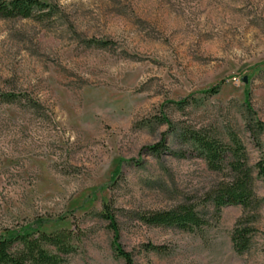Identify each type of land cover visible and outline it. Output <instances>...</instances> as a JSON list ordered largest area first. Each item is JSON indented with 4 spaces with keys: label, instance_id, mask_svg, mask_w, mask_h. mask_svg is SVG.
Masks as SVG:
<instances>
[{
    "label": "rangeland",
    "instance_id": "rangeland-1",
    "mask_svg": "<svg viewBox=\"0 0 264 264\" xmlns=\"http://www.w3.org/2000/svg\"><path fill=\"white\" fill-rule=\"evenodd\" d=\"M42 1L52 17H0V98L20 96L0 100V234L72 229L69 264H125L99 215L111 204L136 264H264V203L251 249L238 254L231 233L243 208L218 216L206 202L224 175L196 157L147 151L164 140L188 149L166 116L226 141L237 134L253 168L264 159V135L257 144L243 122L248 94L264 122V0ZM186 99L196 102L176 106ZM183 203L210 225L191 233L134 217Z\"/></svg>",
    "mask_w": 264,
    "mask_h": 264
},
{
    "label": "trees",
    "instance_id": "trees-1",
    "mask_svg": "<svg viewBox=\"0 0 264 264\" xmlns=\"http://www.w3.org/2000/svg\"><path fill=\"white\" fill-rule=\"evenodd\" d=\"M56 7L42 0H0V17L3 19H31L44 20L56 13ZM98 46H108V42L93 41ZM217 85L204 93L217 95L220 92ZM20 99L19 95H1V102L12 104ZM189 99L176 102V106L184 109L194 104ZM245 115L243 118L246 130L253 136L257 144H261L264 135V122L257 117L249 94L246 96ZM166 124L187 150H173L166 146L165 140L157 145L148 147L147 151L156 157L164 154L184 159L196 157L203 160L213 172L223 174L215 187L207 194L215 213L220 216L222 209L227 206H241L243 216L236 222L231 233L234 250L238 254L248 252L253 244V236L257 232L255 226L259 218V210L264 200L257 198L255 193V170L258 177L264 180V159L255 168L249 165V156L245 144L237 134H230L228 141L221 135L206 129L174 124L168 117L160 120ZM255 169V170H254ZM120 175L116 171L113 182ZM108 222L113 234V247L116 256L123 259L125 264H136L131 252L125 250L121 242L120 225L111 204H106L99 214ZM147 226L175 228L184 232H195L209 226V219L193 204L183 203L163 211L140 213L134 216ZM43 224L27 226L18 231L0 234V264H69L68 258L75 252L73 242L76 234L72 229H65L54 233L41 231ZM162 248L151 245L149 250L159 251ZM262 251L264 254V239Z\"/></svg>",
    "mask_w": 264,
    "mask_h": 264
}]
</instances>
